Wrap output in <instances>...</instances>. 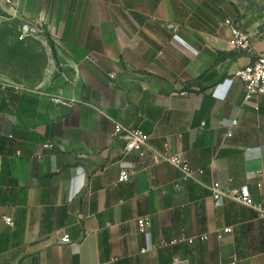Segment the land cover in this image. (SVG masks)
Instances as JSON below:
<instances>
[{"label":"crops","instance_id":"0c3cea01","mask_svg":"<svg viewBox=\"0 0 264 264\" xmlns=\"http://www.w3.org/2000/svg\"><path fill=\"white\" fill-rule=\"evenodd\" d=\"M5 1L47 28L50 48L36 83H0V264H264V218L210 189L233 178L264 205V95L245 101L236 75L264 54V0ZM227 19L255 53L230 43ZM112 118L150 135L146 156L124 152ZM154 151L205 173L178 190Z\"/></svg>","mask_w":264,"mask_h":264},{"label":"built area","instance_id":"2783aa9c","mask_svg":"<svg viewBox=\"0 0 264 264\" xmlns=\"http://www.w3.org/2000/svg\"><path fill=\"white\" fill-rule=\"evenodd\" d=\"M225 23L230 28V43L241 51L248 53H255L254 45L252 42V36L250 32L243 29L238 22H233L227 19ZM236 75L244 83L245 101H251L261 95H264V54H258L256 59L240 68ZM6 84L3 83V87ZM186 94V92H183ZM113 120V133L114 138H121L125 142L124 152L126 154L132 152H138L141 156H146L149 149L150 135L146 133L142 128L134 127L122 120L112 118ZM238 120L235 119L231 122L227 130V136L233 135L234 127L238 125ZM48 147H52L51 143L45 144ZM153 159L156 164L161 162L170 163L179 172L178 178L173 181V185L176 189H182L186 184L192 181H197L205 173V169L194 167L191 162L183 156L181 152H153ZM130 172L126 169H122L119 175V181H128L130 179ZM233 178H230L227 183L222 184L219 181H214L211 186V193L215 200L222 198H228L242 203L245 206L251 207L258 212V214L264 218V205L255 199L250 186H232ZM256 187L261 189L262 183L257 182ZM5 221L14 226V221L11 217H5ZM139 230L146 232L152 227V217L150 215H144L137 218ZM233 231L232 226H226L224 228H218L214 231L215 235L221 239L226 233ZM210 238V233L194 234L192 236L183 237L182 241L188 244H196L197 242H204ZM62 240L69 242L70 236L66 234ZM236 263V259L233 264Z\"/></svg>","mask_w":264,"mask_h":264},{"label":"rangeland","instance_id":"374dc122","mask_svg":"<svg viewBox=\"0 0 264 264\" xmlns=\"http://www.w3.org/2000/svg\"><path fill=\"white\" fill-rule=\"evenodd\" d=\"M9 4L0 0V83L14 84L7 78L10 76L21 83L33 85L38 81V72H33L37 67L33 64H38L39 50L50 48L49 33L46 27L33 19L11 16L6 10ZM26 57L31 66L29 68L27 63L24 69L23 59Z\"/></svg>","mask_w":264,"mask_h":264}]
</instances>
